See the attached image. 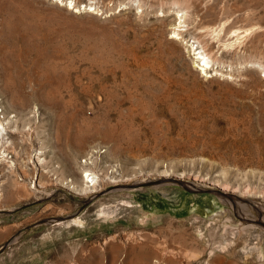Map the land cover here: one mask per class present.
<instances>
[{"label": "rangeland", "instance_id": "obj_1", "mask_svg": "<svg viewBox=\"0 0 264 264\" xmlns=\"http://www.w3.org/2000/svg\"><path fill=\"white\" fill-rule=\"evenodd\" d=\"M0 121V264H264V0H0Z\"/></svg>", "mask_w": 264, "mask_h": 264}, {"label": "bare ground", "instance_id": "obj_2", "mask_svg": "<svg viewBox=\"0 0 264 264\" xmlns=\"http://www.w3.org/2000/svg\"><path fill=\"white\" fill-rule=\"evenodd\" d=\"M73 9H74V7H73ZM77 11H79V10H75V12H77ZM206 56H203L202 55V60H203V65H202V68L200 69V71H203V72H205L206 71V68L208 69V67H209V61H208V57L206 58ZM212 62V61H211ZM3 129V125H2V122L0 121V134H1V130ZM4 130V129H3ZM2 139V137H1V135H0V140ZM83 174H85V176H83V177H85L86 179L88 178L90 181H86L85 183L87 184V182H90V184H91V186H86V184H85V187L82 189V191H86V190H89V193L90 192H96L98 189H99V185H98V181H97V178H96V175H95V173L94 172H90V173H88V170H85L84 172H83ZM82 177V178H83ZM171 180V179H170ZM145 182H151L156 188H162V187H164V186H166V185H168V184H173L174 183V181H173V183H171L172 181H167L166 179H164V178H154V179H142V180H136L135 182H133L132 184L133 185H137V184H142V183H145ZM167 182V183H166ZM182 183L181 184H183L184 186H186L188 189H194V187H199V185L200 184H198V182L197 183H191V182H187V181H184V180H182L181 181ZM214 186V185H213ZM216 187V186H215ZM81 188V187H80ZM218 188V190H221L220 192H217L218 194H223V196H225V197H223L224 199L227 197V198H229V200H227V202L228 201H230L231 200V202H229V205L231 206V204L230 203H234L235 205H236V208L237 209H239V212L241 211V210H244V209H248V208H244V204L243 203H241V202H239L238 201V199L236 198V197H234L233 195H231V196H228V195H226V190L225 189H223V188H219V187H217ZM197 189H199V188H197ZM205 190V189H204ZM217 190V191H218ZM215 191V190H214ZM211 192V191H210ZM86 193V192H85ZM212 193L214 194V193H216V192H213L212 191ZM214 195H217V194H214ZM222 196V195H221ZM218 197H220L219 195H218ZM222 198V197H221ZM220 198V199H221ZM226 200L224 201V203L226 202ZM222 201V202H223ZM227 204V203H226ZM233 205V204H232ZM244 208V209H243ZM257 208V207H256ZM258 211V210H257ZM260 211V210H259ZM101 213V217L102 218H108L109 219V217H111L112 215H110V214H105V213H103V212H100ZM243 213V212H242ZM244 214V213H243ZM246 214V213H245ZM220 216H221V213H218L217 214V217L218 218H220ZM72 221V220H71ZM226 222H230L231 224H234V222L233 221H231V220H225ZM252 221V220H251ZM250 221V222H251ZM52 222V221H51ZM54 222V224L55 225H58V224H60V223H58V221L56 222V221H53ZM70 222V221H69ZM223 222V221H222ZM242 222H243V220H242ZM242 222H237V224L239 225L238 227H228L227 225L224 227V230L226 231V229L227 228H229V231H230V233L232 232V234H233V232L235 231V233H236V231L237 232H241V231H243V228L241 227V223ZM249 222V223H250ZM74 223H75V225H77V226H81V225H83V221H82V219H80V218H75L74 219ZM246 229V228H245ZM224 231V232H225ZM234 233V234H235ZM241 233H243V232H241ZM225 234V233H224ZM228 234H229V232H228ZM225 240H226V242H225V244L224 243H222V242H220L219 243V245L217 246V248L218 247H220L221 249H223V248H225V246L229 243V239L228 238H225ZM232 242V241H231ZM213 247L212 248H210L209 249V251H208V253H207V255H206V258H208L209 256H211V254H213ZM257 250H256V254L257 253H260V252H258L259 251V248H258V246H257V248H256ZM218 251V250H217ZM225 251V250H224ZM246 254V256L247 255H249V253L247 252V253H245ZM258 255V254H257Z\"/></svg>", "mask_w": 264, "mask_h": 264}, {"label": "water", "instance_id": "obj_3", "mask_svg": "<svg viewBox=\"0 0 264 264\" xmlns=\"http://www.w3.org/2000/svg\"><path fill=\"white\" fill-rule=\"evenodd\" d=\"M3 246H5V245H3Z\"/></svg>", "mask_w": 264, "mask_h": 264}]
</instances>
